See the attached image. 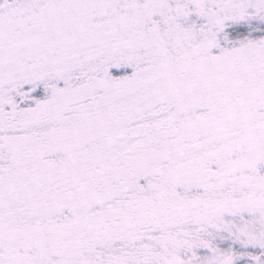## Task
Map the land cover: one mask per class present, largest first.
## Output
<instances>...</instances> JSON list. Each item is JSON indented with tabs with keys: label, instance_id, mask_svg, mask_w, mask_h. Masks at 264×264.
<instances>
[{
	"label": "snow or ice",
	"instance_id": "snow-or-ice-1",
	"mask_svg": "<svg viewBox=\"0 0 264 264\" xmlns=\"http://www.w3.org/2000/svg\"><path fill=\"white\" fill-rule=\"evenodd\" d=\"M0 264H264V0H0Z\"/></svg>",
	"mask_w": 264,
	"mask_h": 264
}]
</instances>
